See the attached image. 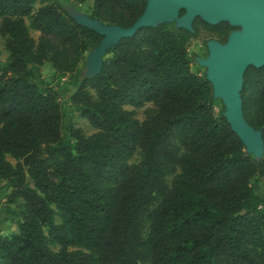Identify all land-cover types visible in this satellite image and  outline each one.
Instances as JSON below:
<instances>
[{"label":"trees","instance_id":"16d2710c","mask_svg":"<svg viewBox=\"0 0 264 264\" xmlns=\"http://www.w3.org/2000/svg\"><path fill=\"white\" fill-rule=\"evenodd\" d=\"M144 4L91 0L86 15L127 27ZM64 7L0 0V181L16 222L0 235V264H264V197L251 184L264 183V151L257 162L244 151L187 54L200 28L220 36L229 25L140 27L84 79L76 72L101 36ZM45 62L75 74L69 100L91 134L63 130L56 90L31 70ZM239 97L264 148V65L244 70ZM146 102L155 110L141 121L124 108Z\"/></svg>","mask_w":264,"mask_h":264},{"label":"water","instance_id":"95a60500","mask_svg":"<svg viewBox=\"0 0 264 264\" xmlns=\"http://www.w3.org/2000/svg\"><path fill=\"white\" fill-rule=\"evenodd\" d=\"M64 9L78 25L101 36L86 52L78 71L84 79L97 75L106 51L140 27L172 22L175 28L192 32L191 23L195 17L210 25L226 22L236 27L228 33L224 43L207 40V54L194 57V61L203 68L213 99L221 102V116L244 146V151L256 162L261 158L264 151L261 130L244 120L239 92L244 70L248 66L264 65V0H145L142 12L127 27L104 24L72 6ZM179 10L183 12L179 14Z\"/></svg>","mask_w":264,"mask_h":264},{"label":"rangeland","instance_id":"374dc122","mask_svg":"<svg viewBox=\"0 0 264 264\" xmlns=\"http://www.w3.org/2000/svg\"><path fill=\"white\" fill-rule=\"evenodd\" d=\"M58 1L61 2L64 6H72L77 11L83 12L85 14H88L90 12L91 0H85L81 4H77L72 0ZM38 5L39 3L36 2L34 3L33 7L36 8ZM28 32L33 38L37 36V31H34L31 28H28ZM201 38V35L197 38H192L189 40L187 45V54L190 59V70L197 74H201L203 71V68L198 67L194 61V57H201L204 54V47ZM3 41V37L0 36V66H2L7 55V51L4 48ZM82 65L83 64H81L80 68L82 67ZM31 70L34 74V78L37 83L39 81L47 82L50 86L54 88V90H56L58 94L59 106L63 114V130L65 131L67 127H71L74 129H78L80 133L84 136L91 134L94 131V128L87 122L84 117L80 116L79 113L75 111L69 100L70 95L73 91L71 83L73 78L75 77V74H57L51 67V65L47 62L43 63L40 66L33 65L31 67ZM76 73L78 74V71ZM124 108L133 109L134 117L138 121L143 120L147 114L153 113L155 110V107L151 102H146L142 106L137 108H132L129 105H125ZM219 108L220 102L219 100H216L213 103L214 113H217ZM7 159L12 162L10 158L7 157ZM139 160L140 154L138 150H136L133 155L128 159V163L134 164L137 163ZM170 177L171 175H167L165 177V181L167 184L169 182ZM251 184L254 190L261 197H264V183L251 180ZM8 190L9 187L6 185V183L0 181V235H7L8 233L16 230L15 218L9 214V209L14 208V205L6 204L5 202V194L8 192Z\"/></svg>","mask_w":264,"mask_h":264},{"label":"flooded vegetation","instance_id":"af4514ba","mask_svg":"<svg viewBox=\"0 0 264 264\" xmlns=\"http://www.w3.org/2000/svg\"><path fill=\"white\" fill-rule=\"evenodd\" d=\"M180 11V10H179ZM182 12H183V10H182ZM179 14H181V13H179ZM195 18H197V17H195ZM194 18V19H195ZM194 19H193V21H194ZM199 19V18H198ZM200 20V19H199ZM192 21V22H193ZM204 22V21H203ZM172 23V22H171ZM206 23V22H205ZM208 24V23H207ZM218 24V23H217ZM210 25V24H209ZM214 25H216V24H214ZM211 26H213V25H211ZM191 27H192V23H191ZM230 28L225 32V34H221L220 36H218L216 33H213V32H211V31H208V30H205V29H203V28H200V30H199V33H198V36H202V38H201V40H202V43H203V47H204V54L201 56V57H204L206 54H207V48H206V41L207 40H209V39H213V40H216L217 42H219V43H224L225 42V40H226V37H227V35H228V33L231 31V30H234V29H236V27H231V26H229ZM193 30V29H192ZM193 32V31H192ZM192 32H190V33H192ZM197 36V37H198ZM196 37V38H197ZM205 38V39H204Z\"/></svg>","mask_w":264,"mask_h":264}]
</instances>
